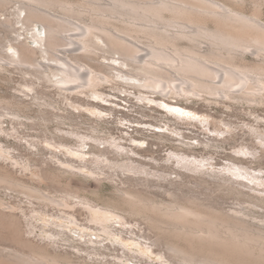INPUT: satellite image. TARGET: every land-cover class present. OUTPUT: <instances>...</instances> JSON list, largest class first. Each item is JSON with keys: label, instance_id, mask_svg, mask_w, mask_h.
Masks as SVG:
<instances>
[{"label": "bare ground", "instance_id": "obj_1", "mask_svg": "<svg viewBox=\"0 0 264 264\" xmlns=\"http://www.w3.org/2000/svg\"><path fill=\"white\" fill-rule=\"evenodd\" d=\"M10 9L14 12L6 14L0 25L18 32L11 18L15 16L23 29L32 32L35 46L21 39L22 34L16 44H11L12 48L11 41L6 43L0 37L1 76L15 67L32 77L40 76L41 80L52 82L61 91L82 94L96 91L103 83L113 81L112 75H115L130 78L133 86L153 94L187 99L209 96L215 100L264 105V0H0V11L7 13ZM24 88L32 90L35 96ZM24 88L20 91L25 97L33 98L31 104L45 106H41V96H38L44 90L39 92L33 80ZM22 100L3 98L0 101L1 124L9 117L15 126L25 125L21 112L28 106ZM47 113L41 111L40 119L50 120ZM91 130L98 132L96 127ZM53 140L65 142L64 138ZM206 144L214 146L213 142ZM0 148L12 156L0 151V192L3 189L5 193L15 192L29 205L25 208L22 203L6 201L0 193V225L11 228L22 247L10 253L0 251V264H85V260L77 262L72 253L63 250L61 241L73 237L65 231L46 230L53 226L65 230V225L45 222L41 225L42 234L47 235L41 234L37 241L32 239L37 233L39 218L50 214L49 207L64 214H75L77 211L67 210H75L77 206L90 213L98 211V216L91 214L88 219L99 225L98 231L105 230V234L113 235L107 230L112 227L108 224L109 214L145 220L155 231V244L179 264H264V224L254 222L255 211L244 206L248 203L250 207L264 209V191L259 194L262 197L251 195L244 190L245 185L223 176L224 171L221 175L200 172L198 159L192 161L188 156L178 155L177 160L193 172L189 179L194 180L196 188L188 186L186 175L173 172L177 179L171 180L172 188L166 189L168 199H159L136 188L116 187V198L99 203L68 190L64 180L86 169L96 179L102 175L110 178L106 168L80 166L67 160V169L53 167L51 163L59 164L53 155L43 160L42 164L48 166L44 169L40 162L18 157L7 146ZM93 152L108 155L105 150ZM34 166L41 170L26 179L25 172L32 171ZM39 174L49 181L47 190L33 182ZM207 176L216 181H209ZM256 179L264 180L261 176ZM142 181L148 187L155 186L150 180ZM162 185L158 187L165 188ZM207 190L214 193H206ZM221 192L224 196H233L237 207L227 210L221 202L224 197ZM218 193L221 196H215ZM55 218L73 220L67 216ZM103 246L91 248L95 250L91 254L103 257L93 258L89 254L92 261L106 264L103 262L106 256L100 251ZM81 248H77L78 252ZM122 251L121 258L117 256L121 262L130 256L126 248Z\"/></svg>", "mask_w": 264, "mask_h": 264}, {"label": "rangeland", "instance_id": "obj_2", "mask_svg": "<svg viewBox=\"0 0 264 264\" xmlns=\"http://www.w3.org/2000/svg\"><path fill=\"white\" fill-rule=\"evenodd\" d=\"M0 12V20L4 21L14 10L10 9L7 13ZM11 18L15 21L18 32L9 31L8 28L0 25V37L6 43L11 41L12 43H9L11 48V44L17 43L19 34L23 35L21 39L33 45L35 42L32 32L23 29L21 22H17L15 16ZM39 28L43 30L41 25ZM40 61H43L42 57ZM101 61L108 63L104 59ZM125 70L133 69L125 68ZM50 73L53 75L52 70ZM2 75H0V101L3 98L9 100L22 98L26 100L22 102L28 107L21 112L25 125L15 126L9 117L6 121L3 120L4 124L0 122V146L11 148V152L18 157H30L37 164L40 162L41 168L44 169L48 166L42 164L43 160L51 159L54 155L55 161L59 164L51 163L50 166L67 169L69 166L66 163L72 161L80 166H102L110 176L108 178L107 175H102L96 179L86 169L83 173L77 176L70 175L64 180L65 188L70 191L79 192L82 196L99 203L116 198V187L136 188L153 196L156 195L159 199H168L166 189L172 188L170 181L177 179V174L173 172L186 175L185 180L187 182L189 180L190 183L188 186L196 188L194 180L189 179L194 175L193 172L183 167L185 163L180 165L177 162L178 155L188 156L192 161L198 159L200 172L221 175L224 171L223 176L231 178L237 184L245 185L244 190L251 195L259 196L264 191V180L261 182V179L258 181L256 179L259 176L264 178V105L215 100L209 96H206L207 99L196 97L187 99L153 94L151 91L133 86L130 78L126 80L115 75H112L115 77L113 81L103 83L96 91H86L82 94L61 91L52 82L43 81L40 76L32 77L31 74L28 75L15 67H10ZM31 80L37 84L39 92L44 90L38 96H41V106L45 104L46 107L31 104L34 102L33 98L31 96L27 98L21 93L20 89L27 83L31 84ZM25 90L33 94L32 90ZM161 105L183 108L201 119H180L176 113L168 111ZM41 111L48 112L46 115L51 121L40 119ZM92 127H96L98 132L91 130ZM54 138L59 140L64 138L65 142L56 143ZM208 142H213L214 146L208 147L209 145L206 144ZM14 148L17 149L15 152H13ZM98 149L105 150L108 155L94 154L93 151ZM4 154L7 155L6 152ZM7 156L12 158L10 155ZM105 158L111 161L108 162ZM41 168L34 166L32 171L25 172L26 179H31L33 172L38 174ZM243 170L244 173L241 172ZM206 178L211 182L216 181L209 176ZM33 179L38 187L43 190L48 189L49 181L40 174ZM142 180H150L155 186L148 187ZM158 184H163L165 188L158 187ZM201 189L203 191V188ZM205 192L214 193L210 190ZM0 193L6 201L22 203L25 208L29 207L25 203L27 200L15 192L7 190L5 193L3 189ZM221 195L218 193L215 196ZM221 202L227 210L237 207L235 205L237 200L233 196H224ZM244 206L255 211L254 222L264 224L262 221L264 209L250 207L248 203ZM47 210L50 214L45 218H39V227L36 229L35 238L32 239L37 241L41 236L47 235L42 234L41 225L45 222L65 225V230L55 226L47 227L46 230L65 231L70 238L73 237L69 241H61V245L63 250L72 253L77 262L83 263L85 260V264H101L99 261H92L89 254L95 252L91 249L93 246L99 247L104 244L100 251L106 256L103 261L106 264H179V261H174L165 249L162 250V247L155 244V231L150 229L149 223L139 217L123 218L118 214H109L108 224L112 227L107 230L113 232L111 235L105 234V230L98 231L99 225L89 222L88 218L91 214L96 217L98 211L90 213L81 206H77L75 210H67L77 211L75 214H64L57 208L51 207ZM55 216L73 218L77 220V224H73V220L69 222L59 220ZM15 239L11 228L0 225L1 252L21 250L22 247ZM78 247H82L79 252ZM123 248L127 249V256H130L128 260L121 262L117 256L121 258ZM91 255L93 258L103 259L97 254Z\"/></svg>", "mask_w": 264, "mask_h": 264}, {"label": "snow or ice", "instance_id": "obj_3", "mask_svg": "<svg viewBox=\"0 0 264 264\" xmlns=\"http://www.w3.org/2000/svg\"><path fill=\"white\" fill-rule=\"evenodd\" d=\"M262 27H264V25H262ZM9 51H12V50L9 49ZM161 107L166 108L168 111L174 112L181 117H188L190 119H195V120L201 119V117L195 115L192 112L185 111L183 108H179V107L169 108L168 105H161ZM100 115H106V114L100 113ZM163 130L166 131V129H163ZM133 143H135V141H133Z\"/></svg>", "mask_w": 264, "mask_h": 264}]
</instances>
